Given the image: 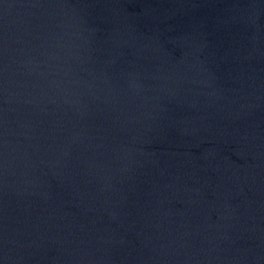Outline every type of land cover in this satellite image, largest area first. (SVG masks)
I'll return each instance as SVG.
<instances>
[{"label": "water", "instance_id": "obj_1", "mask_svg": "<svg viewBox=\"0 0 264 264\" xmlns=\"http://www.w3.org/2000/svg\"><path fill=\"white\" fill-rule=\"evenodd\" d=\"M0 264H264V0H0Z\"/></svg>", "mask_w": 264, "mask_h": 264}]
</instances>
